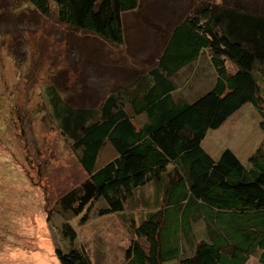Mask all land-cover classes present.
Segmentation results:
<instances>
[{"label": "trees", "instance_id": "1", "mask_svg": "<svg viewBox=\"0 0 264 264\" xmlns=\"http://www.w3.org/2000/svg\"><path fill=\"white\" fill-rule=\"evenodd\" d=\"M28 1L44 15L51 2L59 22L120 45L122 14L136 9L139 0ZM238 6L207 3L199 15L186 17L172 28L148 78L136 81L132 91L126 86L117 89L97 108L74 101L76 105L69 98L72 104H67L50 84L46 95L51 116L87 175L57 199L55 212L82 214L84 223L93 203H102L99 215L118 214L134 191L147 183L161 189V202L147 207L144 218L133 227L135 239L126 248L122 264H245L256 253L264 264V142L249 154L246 164L231 148L215 159L202 147L209 131L224 128L246 104L258 112L264 133L260 105L264 65L256 69L237 65L230 55L232 47L264 37V15ZM205 53L214 71L211 87L192 100L176 99L173 75ZM129 111L134 117L143 116L145 122L137 127ZM106 143L115 156L98 165ZM239 188L259 189L263 199L249 201L238 193ZM60 232L71 243L77 237L69 221ZM55 255L60 264H91L82 249L58 248Z\"/></svg>", "mask_w": 264, "mask_h": 264}, {"label": "rangeland", "instance_id": "2", "mask_svg": "<svg viewBox=\"0 0 264 264\" xmlns=\"http://www.w3.org/2000/svg\"><path fill=\"white\" fill-rule=\"evenodd\" d=\"M207 3L220 8L240 5L264 15V0H139L136 9L122 14L119 45L59 22L51 2L44 15L28 0H0V264H60L58 248L82 249L91 264L123 263L124 252L135 239L133 227L147 207L161 202V189L147 183L134 191L118 214L99 215L102 203H93L84 223L82 214L55 212L57 199L87 175L51 116L46 93L53 84L65 102L69 98L97 108L117 89L126 86L132 91L136 81L148 78L172 28ZM230 55L237 65L252 69L264 65V37L232 47ZM226 64L230 71L235 69L230 60ZM213 79L205 53L173 75L176 99H194L211 87ZM260 105L264 109V98ZM129 115L137 127L145 122L143 116L134 117L131 111ZM260 121L258 112L246 104L224 128L209 131L202 147L215 159L231 148L246 164L249 154L264 142ZM114 156L106 143L98 165ZM238 193L249 201L263 199L256 188H239ZM68 221L76 230L72 243L60 232ZM195 230L200 235V227ZM140 244L145 246L143 240ZM258 255L245 264H261Z\"/></svg>", "mask_w": 264, "mask_h": 264}, {"label": "crops", "instance_id": "3", "mask_svg": "<svg viewBox=\"0 0 264 264\" xmlns=\"http://www.w3.org/2000/svg\"><path fill=\"white\" fill-rule=\"evenodd\" d=\"M242 108H243V107H242ZM242 108H241L240 110H242ZM240 110H239V111H240ZM239 111H238V112H239ZM234 115H235V114H234ZM228 121H229V120H228ZM228 121H227L226 123H228Z\"/></svg>", "mask_w": 264, "mask_h": 264}]
</instances>
